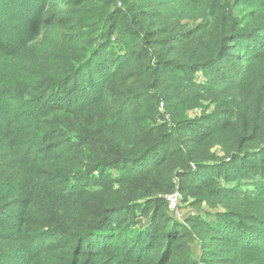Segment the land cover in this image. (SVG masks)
Returning a JSON list of instances; mask_svg holds the SVG:
<instances>
[{"label":"trees","instance_id":"obj_1","mask_svg":"<svg viewBox=\"0 0 264 264\" xmlns=\"http://www.w3.org/2000/svg\"><path fill=\"white\" fill-rule=\"evenodd\" d=\"M0 264H264V0H0Z\"/></svg>","mask_w":264,"mask_h":264},{"label":"rangeland","instance_id":"obj_2","mask_svg":"<svg viewBox=\"0 0 264 264\" xmlns=\"http://www.w3.org/2000/svg\"><path fill=\"white\" fill-rule=\"evenodd\" d=\"M251 11L252 10L240 8V9H236L235 13H236V15H238V14L243 15V17H245L243 19V21L247 23L249 21ZM198 78L201 79L202 74H199ZM182 199H183V197H180V199L178 198V201L176 202L177 205L175 207V210H172L170 213V215L175 217L177 220L182 221L184 218H186L192 214H197V213L203 214L204 213L199 208L193 207L189 202H184ZM201 209L209 210L207 206H204ZM194 251L196 254L198 253L196 246H194Z\"/></svg>","mask_w":264,"mask_h":264},{"label":"built area","instance_id":"obj_3","mask_svg":"<svg viewBox=\"0 0 264 264\" xmlns=\"http://www.w3.org/2000/svg\"><path fill=\"white\" fill-rule=\"evenodd\" d=\"M181 194L179 191H175L174 193L170 194L167 196V200L169 202V207H170V210H175V207L177 205V201H178V198L180 199Z\"/></svg>","mask_w":264,"mask_h":264}]
</instances>
